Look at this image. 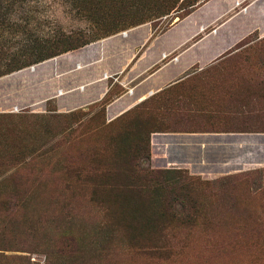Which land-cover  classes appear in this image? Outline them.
<instances>
[{
	"label": "rangeland",
	"instance_id": "obj_1",
	"mask_svg": "<svg viewBox=\"0 0 264 264\" xmlns=\"http://www.w3.org/2000/svg\"><path fill=\"white\" fill-rule=\"evenodd\" d=\"M146 1L107 0L97 14L89 0L80 5L75 0H14L17 25L0 32V49L8 58L49 46L41 41L62 34L100 35L95 31L108 18L124 22L107 37L49 58L39 67L31 64L0 77V114L9 116L0 127V264H264V37L254 32L214 62L202 68L193 65L178 91L154 103L163 114L156 119L160 116L167 130L199 134L203 145L185 162L165 165L159 151L151 161L150 135V158L141 160L140 167L176 170L162 176L172 182L164 184L156 202L95 186L101 165L97 152L109 140L107 132L95 131L112 121H107V106L130 92L118 82L129 68L121 75H103L107 102L102 114V100L65 112L50 89H40L54 80V73L69 67L64 65L68 56L96 47L94 56L104 58L117 38L137 35L140 43L166 32H183L188 25L185 18L177 21L180 12L161 18L147 14L142 6ZM211 1L188 15L191 30L200 25L199 13ZM251 2L245 0L242 6ZM132 4L137 6L129 9ZM239 9L200 32H239L243 26L238 19H229ZM169 22L165 32H157ZM200 60L204 63L205 58ZM43 68L48 72L40 74ZM70 112L81 115L70 117ZM238 139L249 142L239 150L226 147ZM207 145L227 149L212 152V147L204 149ZM100 181L113 180L104 176ZM191 181L196 183L193 221L166 224L159 217L165 199ZM151 189L144 191L151 194Z\"/></svg>",
	"mask_w": 264,
	"mask_h": 264
},
{
	"label": "crops",
	"instance_id": "obj_2",
	"mask_svg": "<svg viewBox=\"0 0 264 264\" xmlns=\"http://www.w3.org/2000/svg\"><path fill=\"white\" fill-rule=\"evenodd\" d=\"M234 1L239 0H213L205 4L198 16L201 23L192 30V25L188 23L191 21L188 16L183 20V23L187 21L188 24L186 28H183V32H166L151 40L147 37L140 43L135 41L137 35L129 36L130 40L117 38L109 44L104 58L94 56L97 53L96 47L85 53L79 52L68 56L64 65L69 67L60 73H54L52 76L54 80L44 82L40 89L42 92L50 89L51 97L58 99L59 104L67 108L65 112L85 109L103 100L107 92V78L103 79L104 74L109 78L121 75L129 68L128 74L118 77V82L130 92L116 98L107 106V121L155 97L163 90L170 88V91L176 92L178 85L187 78L184 75L185 72L193 65L202 68L214 62L254 32H257L259 37H264V0L245 5L248 6L245 12L238 11L229 18L230 20L238 19V25L243 26L239 32H232V30L217 32V29H214L215 32L214 30L207 33L200 32L201 28L205 29L226 17L234 9ZM201 33L203 35L199 36ZM125 37L127 38L128 35L126 34ZM198 37L199 39L196 40L195 38ZM171 54H177V56L163 63V59ZM198 54H204V56ZM201 57L205 58L204 63H201ZM45 72H48V69L43 68L40 74ZM137 79L139 80L131 85L130 82ZM52 83L53 86L57 85V88L51 90ZM60 86H67V89ZM80 87L83 88L80 89ZM167 96L163 97V102ZM198 135L190 131L176 132L174 130L153 133L151 161L157 159L154 152L159 151L161 152L159 160L165 165L185 162L184 159L190 158L191 153L201 152L203 149ZM231 135L234 136V134ZM230 141V145L226 147L237 150L249 142V140L241 139ZM208 147L212 146L207 145L204 149ZM215 149L219 151L227 148L212 147L211 151L215 152Z\"/></svg>",
	"mask_w": 264,
	"mask_h": 264
},
{
	"label": "trees",
	"instance_id": "obj_3",
	"mask_svg": "<svg viewBox=\"0 0 264 264\" xmlns=\"http://www.w3.org/2000/svg\"><path fill=\"white\" fill-rule=\"evenodd\" d=\"M82 1L85 0H75V3L77 2V4L79 3L80 5ZM105 1L107 0H89V7L93 6L95 7L94 10H98V13L93 12L92 16L96 15V13L99 14L101 9L104 10L107 7L103 4ZM179 1H181V4L177 7L176 5ZM206 1L207 0H150V2H144L142 6L146 8L147 14L156 18L168 15L171 11L180 12L183 14L177 17V21H180ZM13 2L14 0H12V3L10 0H0V32L5 31L7 28H15L17 25L12 16L13 8L11 6ZM128 7L129 9H132V7L135 8L134 4L131 6L128 5ZM104 17L105 16L102 15L101 18L98 19L102 21ZM122 22H124V20L120 18H108L103 21L95 31L102 32L100 35L87 37L82 34H62L52 40L41 41L44 42L42 44H50L49 46H43L39 48V50H23L16 53V56L14 55L15 57L12 56L11 58H8L7 55L5 56L4 52H1L0 49V77L19 71L31 64L40 63L49 58L76 50L97 39L107 37L113 34V32L120 31L123 26ZM136 22H128V25L131 23L130 25L132 26ZM171 24L172 22L167 23V25L157 32H165ZM169 92L170 88L163 90L155 97L142 102L111 122L107 124L103 123L100 128L96 129L95 132L100 134L102 132H107L109 134V140L106 141L105 145L97 152V156L101 160V165L97 167L98 173L96 177L98 176V181L95 182L96 188L102 189L101 187H104L110 190L122 189L130 193H135L137 194L136 196H140L149 202L159 201L161 196L160 191L164 190L166 187L164 184L172 182L170 180H164L165 178H162V176L173 173L176 170L154 171L151 169H143L140 167L139 162L150 158V135L156 132H165L168 128L165 123L159 119L160 116L156 119L158 115L162 116L163 114L159 113V107H153V105L154 103L160 104L163 102V97ZM106 102V100H102L100 104V114L104 113ZM68 114L70 117L78 114L81 115V113L76 112H70ZM7 118H9L8 115L0 114V127L2 120ZM175 173L178 174L179 172ZM104 176L110 177L113 181L111 183L100 181ZM181 182L182 180H179L176 184H181ZM195 186L196 183L193 181L190 183L185 182L178 186L176 191H173L171 195L165 199L166 201H164L165 204H163L162 208L160 207V219L166 221V224L175 222L186 223L191 219V221H193V217L196 213V210H194V204L196 203L193 196ZM150 188L153 189V191H150L151 194L145 193L144 190Z\"/></svg>",
	"mask_w": 264,
	"mask_h": 264
},
{
	"label": "built area",
	"instance_id": "obj_4",
	"mask_svg": "<svg viewBox=\"0 0 264 264\" xmlns=\"http://www.w3.org/2000/svg\"><path fill=\"white\" fill-rule=\"evenodd\" d=\"M244 1L245 0H242L239 3L236 2L234 8H240L239 9L240 12H245L248 6H242ZM256 1H259V0H252V3L256 2Z\"/></svg>",
	"mask_w": 264,
	"mask_h": 264
},
{
	"label": "water",
	"instance_id": "obj_5",
	"mask_svg": "<svg viewBox=\"0 0 264 264\" xmlns=\"http://www.w3.org/2000/svg\"><path fill=\"white\" fill-rule=\"evenodd\" d=\"M201 30H203V28H201ZM213 32H215V30H214ZM123 35L126 36V33H124ZM42 64H44V63H40V64L37 65L36 67H39V66H41ZM34 69H35L34 67H31V70H32V71H33Z\"/></svg>",
	"mask_w": 264,
	"mask_h": 264
},
{
	"label": "bare ground",
	"instance_id": "obj_6",
	"mask_svg": "<svg viewBox=\"0 0 264 264\" xmlns=\"http://www.w3.org/2000/svg\"><path fill=\"white\" fill-rule=\"evenodd\" d=\"M239 2H241V1H238L237 3H239Z\"/></svg>",
	"mask_w": 264,
	"mask_h": 264
}]
</instances>
